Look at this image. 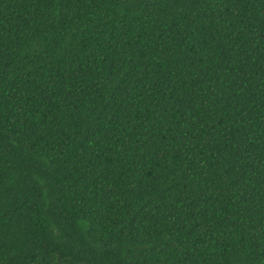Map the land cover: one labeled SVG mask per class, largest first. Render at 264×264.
<instances>
[{"label":"trees","instance_id":"trees-1","mask_svg":"<svg viewBox=\"0 0 264 264\" xmlns=\"http://www.w3.org/2000/svg\"><path fill=\"white\" fill-rule=\"evenodd\" d=\"M0 264H264V0H0Z\"/></svg>","mask_w":264,"mask_h":264}]
</instances>
